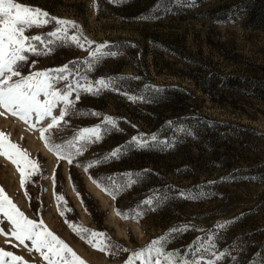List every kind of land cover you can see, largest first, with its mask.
I'll use <instances>...</instances> for the list:
<instances>
[{
    "label": "rangeland",
    "instance_id": "1",
    "mask_svg": "<svg viewBox=\"0 0 264 264\" xmlns=\"http://www.w3.org/2000/svg\"><path fill=\"white\" fill-rule=\"evenodd\" d=\"M17 2L75 21L83 36L95 42L93 48L106 43V51L119 53L91 71L87 45L81 49L68 43L51 55L31 57L38 61L36 70L76 61L89 81L123 78L98 95L83 93L75 105L80 112L51 130L52 141L61 144L78 130L112 117L117 141L142 136L150 142L143 148L130 145L118 159L85 172L77 165L100 160L99 148L111 147V130L69 164L40 138L39 128L49 120L29 127L5 112L0 132L40 167L21 189L15 166L0 156V187L20 210L43 220L84 264H125L133 251L178 225L192 227L174 235L166 245L169 251L183 253L197 237L213 233L215 251L227 253L217 264H264V0ZM53 26L54 21L26 34H42ZM133 170L142 174L141 184L115 199L89 179ZM181 191L196 198L185 199ZM165 192L168 199L154 210L145 207L138 221L121 219L115 212L127 213ZM225 222L230 223L215 227ZM2 227L7 232L10 225L5 220ZM81 229L106 233L114 246L128 251H100L92 246L90 232ZM25 244L0 234V249L22 257L24 264H47L28 250L30 242Z\"/></svg>",
    "mask_w": 264,
    "mask_h": 264
},
{
    "label": "snow or ice",
    "instance_id": "2",
    "mask_svg": "<svg viewBox=\"0 0 264 264\" xmlns=\"http://www.w3.org/2000/svg\"><path fill=\"white\" fill-rule=\"evenodd\" d=\"M110 2L115 3L116 0H110ZM93 7H96L95 3ZM53 21V28L45 33L26 34L34 27H46ZM70 29L74 31L70 33ZM68 43H73L81 49H84L85 45L88 46L87 51L90 57L87 61L88 71H91L102 59L119 55L115 51H106L105 49H108L106 43L97 44L93 48L92 45L95 42L83 36L75 21L52 17L46 11L18 3L17 0H0V110H3L0 111V115L9 113L28 124L29 127H35L36 124L49 120L46 127L39 128L41 140L58 159H66L69 164H72L76 156L83 154L87 145L99 142L103 138V134L108 130L106 125L116 126L114 118L104 117V126L82 128L70 140L61 144L52 141L51 130L59 127L62 122L67 123L65 117L75 110V105L83 93L98 95L101 91L113 89L115 81L123 78L108 77L89 81L76 66V61L56 68L36 70L38 61L32 60L31 57L51 55L57 48ZM26 67L27 73L24 72ZM57 108H59L58 116L54 115V110ZM92 114L96 115V113ZM156 139L154 135L151 137L152 141ZM130 145L143 148L150 146V142L142 136L133 137ZM125 151L123 147H118L100 160H90L84 165L77 166L83 167L84 171L88 172L89 168L118 159ZM0 156L15 166L20 176L21 189H25L26 183L40 171L38 162L30 159L27 151L12 143L4 132H0ZM141 178L140 173H122L100 178L89 176L97 187L113 199L119 193L139 183ZM180 195L185 199L196 198L183 191ZM25 197L29 198L26 190ZM56 199L62 201L63 196H56ZM166 199H168L166 192L153 195L141 201L135 209L127 213L117 210V215L121 219L138 221L143 216L145 207L154 210ZM5 220L10 225L7 232L2 227ZM227 223L230 222L217 224L215 227L223 228ZM191 227L178 225L168 229L162 236L133 251L125 264H134L136 260H139L140 264H217L227 255V253L215 251L213 233L197 237L183 253L178 250H167L166 245L174 239L175 234L186 232ZM81 230L90 232V236L95 239L92 246L100 251L111 254L110 250L113 247L118 251H128L119 248L118 245L114 246L106 233ZM0 234H10L20 245L26 247L25 242H30L31 247L28 250L39 253L47 264H84L62 239L44 225L43 220L31 219L20 210L2 187H0ZM82 238L85 237L82 236ZM0 264H24V261L13 252L0 249Z\"/></svg>",
    "mask_w": 264,
    "mask_h": 264
},
{
    "label": "trees",
    "instance_id": "3",
    "mask_svg": "<svg viewBox=\"0 0 264 264\" xmlns=\"http://www.w3.org/2000/svg\"><path fill=\"white\" fill-rule=\"evenodd\" d=\"M80 110H82L81 111L82 113H85L86 112L85 109L84 110L83 109H80ZM88 111H89V114L90 115H92V113H95V112H93L94 110H92V108H88ZM74 112L79 113L80 111H79V109L77 107H75V110L72 111V112H70V114H72ZM97 121H99V119ZM100 121L101 122H98L97 125L104 126V121L103 120H100ZM94 126H96V124ZM106 127H107L108 130L106 131V133H104L105 135L110 130L113 132V134H111V137L109 138L110 139V142H111V147L109 149L99 148V151L98 152L100 154V159H102L106 154L111 153L113 150L117 149L118 147H123L124 149H126L125 152L129 151V148H130V139L129 138H126L125 136H123L122 138H119V139H121L120 141H117V138H118V134L117 133L118 132L115 131V130L113 131V128L114 127H112L111 125H106ZM129 173H137V171L133 170L132 172H129ZM102 177H105V176H102ZM138 184H141V181H139ZM115 212L117 213V208L115 209Z\"/></svg>",
    "mask_w": 264,
    "mask_h": 264
}]
</instances>
